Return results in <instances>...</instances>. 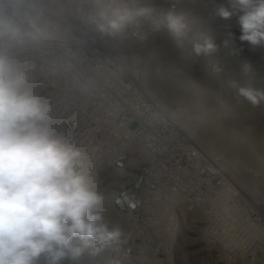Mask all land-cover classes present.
<instances>
[{
  "label": "built area",
  "instance_id": "2783aa9c",
  "mask_svg": "<svg viewBox=\"0 0 264 264\" xmlns=\"http://www.w3.org/2000/svg\"><path fill=\"white\" fill-rule=\"evenodd\" d=\"M54 2L0 0V17L12 19L22 33L35 24L46 37L0 38V55L27 74L25 88L66 130L63 141L86 148L90 164H81L92 184L104 168L126 178L111 203L123 220L121 235L96 254L89 248L59 264H209L220 255L213 236L242 225L245 200L218 156L183 135L128 70L130 45L154 32L151 22L138 20L110 36L89 20L103 6L98 0ZM129 3L161 12L157 0ZM39 264H46L43 257Z\"/></svg>",
  "mask_w": 264,
  "mask_h": 264
},
{
  "label": "clouds",
  "instance_id": "9594fccd",
  "mask_svg": "<svg viewBox=\"0 0 264 264\" xmlns=\"http://www.w3.org/2000/svg\"><path fill=\"white\" fill-rule=\"evenodd\" d=\"M98 2L103 6L89 20L110 36L138 20L151 22L154 31L167 30L177 43L191 31L186 16L174 10L157 13L150 5L129 0ZM230 4L218 7L216 15L230 19L238 10L239 39L264 45V0ZM32 28L22 33L12 19L0 17V38L18 42L46 38L35 24ZM215 50L211 38L193 44L196 55ZM242 72L250 75L251 65L243 64ZM27 81V74L0 55V264H39L42 257L46 264L76 261L86 249L96 254L121 232L118 227L110 231L103 223L102 197L82 170L81 153L54 135L48 110L25 88ZM238 92L253 107L264 103V89L244 86Z\"/></svg>",
  "mask_w": 264,
  "mask_h": 264
},
{
  "label": "rangeland",
  "instance_id": "374dc122",
  "mask_svg": "<svg viewBox=\"0 0 264 264\" xmlns=\"http://www.w3.org/2000/svg\"><path fill=\"white\" fill-rule=\"evenodd\" d=\"M148 1L152 2L155 0ZM157 1L159 2V10L161 12L171 10V6L173 8L172 10H174L175 12L182 13V10L184 11L185 8L190 6V4L188 3L190 0ZM222 1L223 0H201L199 1V5H193V9H189V11L184 12L191 13V11H196L199 8H207L211 13L212 11L216 13L215 8L220 7ZM228 4H230L229 0ZM227 5L226 7H228ZM202 6H204V8ZM239 14V11L236 10L235 14L230 19H222L218 16L215 18H209L210 20L208 21L205 29L195 35L197 38H195V36H187L188 39H186V41L184 42L185 44L183 53L180 51L178 52L176 63L172 65L173 68L171 69V71H168L166 68H158L159 70L157 69L159 71L158 74L161 73L160 76H162V74H169L171 77L172 75H175L174 72L176 73L177 71H185V74L187 75L186 82L182 83L183 88L181 87V89L188 95V98L182 100L177 107H170L171 109L177 108L180 111L178 115H175L176 119L173 118L171 122L174 123L178 128V125H183L182 129L179 128L180 132L183 133L195 145L200 147L203 151L208 154L211 153L210 155L218 156L220 165L222 167L221 169H223L231 176V180H234V187L239 191L240 195L245 200L246 216L243 219L244 221L242 225L231 224L226 229V233L222 234V232L220 233V235L213 236L214 239L220 240L218 244L216 243V247L218 248L220 255L218 258L210 260L209 264H264V213H262L261 209L264 208V193L261 192V189L258 190V185L253 184L249 180V171H247L252 170L251 172H255L257 170H255L254 168H250V166H247L246 168V165L243 166L244 164L242 160H240V158L236 156V158H234V156H230L233 159L231 160V158L229 157L230 154L227 153L230 151L225 152L223 149L219 148L216 145L215 147L209 149L210 151L207 150V148L210 147L207 141L212 136L213 140L217 144L219 140H222L220 138L223 137V131L216 130L214 132V136L210 129L226 127L227 125L225 124H227V122L229 121L233 123L230 124L231 127L236 126L238 128V131L236 130L237 135L233 134L234 139L236 137H246L247 133L249 131H253V129L254 131H256V135L264 138V103H261L258 107H253L249 102L246 104L247 100L239 95L238 92V88L244 86L264 89V45L253 46L250 43L242 42L239 39L241 35L240 25L238 23ZM158 33L159 31H154L147 37L148 40ZM204 38H211L216 44V50L207 55H196L193 52V44L195 42H202ZM225 41L228 42L227 46H225ZM143 42L144 41L142 39L136 44L130 45V47L134 50L131 51L130 65L128 66V70L132 75H136V78L140 76L143 66L148 63V54L150 53V49H143ZM181 43L182 41H180L179 43H175L174 40V45L178 46L181 45ZM245 63L250 64L252 67V73L250 75H245L242 72V65ZM133 70L137 71V74ZM150 74L152 78L149 76ZM155 74L157 73L150 71L147 75V78L145 77L146 82L143 86L145 87L144 91L147 95L150 94L151 91L153 92L155 88H157V84L153 80L155 78ZM233 93L234 95H232ZM154 94L156 96V93ZM147 95L146 97H149ZM149 98L151 99V97ZM152 100L153 98L150 101ZM155 100L156 99H154L153 101ZM154 103H156V101ZM243 110H248V112L245 113V111ZM165 115L167 116V114ZM224 116L226 119H223ZM58 118L61 121H65L66 119V117L64 116H60ZM201 120L203 122H201ZM48 123L52 131H55L56 127L57 130L58 128H60V125L57 122L55 123L52 119H50V117ZM189 129L195 130L196 139H198L199 136L198 140H194L193 138H191V136L187 132V130ZM59 133L61 134V132ZM54 135L56 136L57 134L55 133ZM197 141L199 142V144L197 143ZM262 145L264 149V143ZM83 150L85 152L79 151L81 153L80 159L81 163H84V167H87L89 166L90 162H85L87 157L86 148H84ZM263 152L261 153L262 157H260L262 162L260 161V159H258V164L259 162L261 163L258 166H260L261 169H264ZM224 163L226 165H224ZM261 172L262 170H260V173ZM116 174L117 173L114 170L104 168L99 173H97L98 176L95 178L93 184L95 190L102 197V204L100 207L104 214L103 223L106 224L109 229L111 228V226L122 227L123 225H120V219L109 207L108 201L113 190L117 191L121 186L120 181L122 178ZM242 174H244V176ZM237 175H241L240 177L242 178L240 179ZM261 175H264V172H262ZM125 179L126 178H124V180ZM110 180H113V183L109 188L108 182ZM102 205H104L105 207ZM226 230L224 229L223 231ZM183 262L187 263L191 261Z\"/></svg>",
  "mask_w": 264,
  "mask_h": 264
},
{
  "label": "bare ground",
  "instance_id": "6f19581e",
  "mask_svg": "<svg viewBox=\"0 0 264 264\" xmlns=\"http://www.w3.org/2000/svg\"><path fill=\"white\" fill-rule=\"evenodd\" d=\"M46 7H50L51 5H55V4H58L57 2H54V0H40ZM189 1V0H188ZM199 1L201 0H190L188 3L190 4V6H188L187 8L184 9V11H189V9H193V5H199ZM230 1V0H229ZM187 4V3H186ZM228 4V0H223L222 3H221V6H226ZM220 6V5H219ZM228 7H231V4H228L227 5ZM204 8V6H202ZM183 8V7H182ZM217 9V8H215ZM209 9L207 8H199L198 10L196 11H191L190 12H184L182 10V13L186 16V19H187V22L190 26V29L191 31L188 33V37L191 36V37H194L196 34L202 32L206 25L208 24V21L210 20L209 18H215L217 17L216 13L214 11H212V13L210 12V10L208 11ZM217 20V19H216ZM198 36V35H197ZM195 38H197L195 36ZM186 39L188 38H185L184 40H182V43L181 45H174V39L170 36V34L167 32V30L165 29H161L159 31V33L153 37H151L149 40L148 38H145L144 42H143V49L144 50H149L150 49V53L148 54L149 58H148V63L145 64L143 66V69L141 70V74L137 79V82H138V85H139V88L141 89V91L145 94L146 92L144 91L145 90V87L143 86L144 83L146 82V78H147V75L148 73L151 71V72H156L157 74H155V78L153 79L156 84H157V88H155L153 90V92L151 91L150 94H148L147 96L151 97V99L153 98L156 99V104L160 107L161 110H163V112L165 114H167V116L169 117L170 120H172L173 118L176 119L175 115H178L180 113V111L176 108H170L172 106H178V104L182 101V100H185L188 98V95L181 89L182 87V83L186 82V77L187 75L185 74V71H177L176 73L174 72L175 75H172V77L169 75V74H162L159 73L158 74V70L160 68H166L168 71L173 68L172 65H174V63H176V57H178V52H182L183 53V49H184V42L186 41ZM141 41V40H140ZM146 42V43H145ZM152 42V43H151ZM175 43H177L175 41ZM136 44V43H135ZM151 44V45H149ZM138 45V44H137ZM154 49V50H152ZM152 51V52H151ZM184 55V54H183ZM181 57V56H180ZM239 58V57H238ZM183 60V59H182ZM147 61V59H146ZM138 62V61H137ZM237 67V66H235ZM142 68V67H141ZM159 68V69H158ZM177 68V67H176ZM202 68V67H201ZM158 69V70H157ZM135 73L137 71L133 70ZM161 72V71H160ZM139 73V72H138ZM147 73V74H146ZM163 73V72H162ZM189 73V71H188ZM137 74V73H136ZM191 74V73H190ZM136 76V75H135ZM151 78V74L149 75ZM146 77V78H145ZM192 77V76H191ZM183 88V87H182ZM234 92V91H233ZM156 93V96L155 94ZM159 96H158V95ZM234 95V93L232 94ZM147 97V98H149ZM150 99V98H149ZM150 99V100H151ZM152 100V101H153ZM153 101V102H155ZM193 102V101H192ZM248 103V101L246 102V104ZM189 105V104H188ZM249 106V105H248ZM248 109V108H247ZM222 110V109H221ZM245 111V110H243ZM248 112L245 111V113ZM226 115V114H225ZM182 116V115H181ZM183 117V116H182ZM181 118V117H180ZM230 118V117H229ZM51 119V118H50ZM223 119H226L225 116ZM233 119V118H232ZM235 119V117H234ZM181 120V119H180ZM230 120V119H229ZM237 120V119H236ZM184 121V119H183ZM181 121V122H183ZM228 121V120H227ZM201 122H203L201 120ZM237 122V121H236ZM185 123V121H184ZM194 123V122H193ZM205 123V122H204ZM225 124V123H223ZM230 124H233L231 123V121L227 122V125L226 127H221V128H213V129H210V131H212V133L214 134V132L217 130L219 131H223V137L220 138L222 140H219L218 144L213 140V136L207 141L208 144L210 145V147L207 148L208 151H210L209 149L218 146L219 148L223 149L225 152L227 151H230V152H227L229 153V157L230 156H234V158L238 157L240 158V160H242L243 162V166L246 165V168L247 166H250V168H254L255 172H251L252 170H247L249 171L248 172V178L249 180L253 183V184H256L258 185V190L261 189L264 193V175H261L262 172H264L263 168L261 169L260 166H258L259 164H261L259 162L258 164V159H260L261 156V153L264 151L263 149V143H264V138L263 137H260L258 135H256V131H249L247 133V136L244 138H240V137H236L234 139V135H237L236 134V130L238 131V128L235 126H232ZM178 125V124H177ZM236 125V124H234ZM53 126V125H52ZM179 128H183V125H178ZM199 126V125H198ZM213 127V126H212ZM196 128V127H195ZM53 129V128H52ZM61 128H58L57 130V127H56V130L53 131L54 134L56 133L57 137L61 139L64 137V134H65V131L64 129ZM201 129V128H200ZM206 129V128H205ZM208 129V128H207ZM202 130V129H201ZM251 130V129H250ZM203 131V130H202ZM243 131V130H242ZM241 131V132H242ZM61 132V134L59 133ZM187 132L189 133V135L191 136V138H193L194 140H198L199 139V136H198V139H196V132L194 129H189L187 130ZM59 133V134H58ZM63 133V134H62ZM221 133V132H220ZM226 136H225V135ZM255 134V136H254ZM220 135V134H219ZM229 135V136H228ZM215 136V134H214ZM239 136V135H238ZM263 136V135H262ZM201 139V138H200ZM206 139V138H205ZM217 139V138H216ZM63 140V139H62ZM204 140V139H203ZM196 142V141H195ZM201 142V141H200ZM197 143L199 144V142L197 141ZM200 148V147H199ZM201 149V148H200ZM264 153V152H263ZM211 154V153H210ZM226 154V153H225ZM226 156V155H225ZM228 156V154H227ZM226 156V157H227ZM236 156V157H235ZM228 158V157H227ZM231 158V157H230ZM229 158V159H230ZM231 160H233L231 158ZM230 161V160H229ZM236 161V159H235ZM260 161L262 162V160L260 159ZM256 163H257V167L256 166ZM264 163V162H263ZM262 163V164H263ZM224 165H226L224 163ZM263 166V165H262ZM221 167V165H220ZM222 168V167H221ZM245 168V167H244ZM248 168V169H250ZM114 170V169H112ZM260 170H262V172L260 173ZM118 175L119 173L114 170ZM242 173V172H241ZM247 173V172H246ZM244 176V174H242ZM98 176V175H97ZM240 179L242 177H240L239 175H237ZM231 177V176H230ZM121 183L120 185H122L125 180L123 177H121ZM234 179V178H233ZM238 179V178H237ZM236 179V180H237ZM234 181V180H233ZM239 181V180H237ZM240 182V181H239ZM237 182V183H239ZM113 183V180H110L108 182V185H109V188L111 187ZM241 183V182H240ZM245 183V182H244ZM119 185V186H120ZM237 185V184H236ZM241 185V184H240ZM118 188V187H117ZM257 188V187H255ZM243 189V188H242ZM244 190V189H243ZM117 191L116 190H113V192L111 193V196L109 197V207L112 209V206H111V203H112V199H113V196L115 195ZM260 192V193H261ZM244 193V192H243ZM110 194V193H109ZM104 206V205H102ZM260 206V205H259ZM105 207V206H104ZM103 207V208H104ZM262 209V213H264V208H261ZM113 210V209H112ZM111 219V218H110ZM119 222H121L120 225L123 224V220L121 218H119ZM116 221V222H117ZM117 224V223H116ZM118 228H120V226H118Z\"/></svg>",
  "mask_w": 264,
  "mask_h": 264
}]
</instances>
